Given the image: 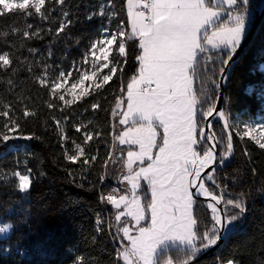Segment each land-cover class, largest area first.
Masks as SVG:
<instances>
[{
    "label": "trees",
    "instance_id": "trees-1",
    "mask_svg": "<svg viewBox=\"0 0 264 264\" xmlns=\"http://www.w3.org/2000/svg\"><path fill=\"white\" fill-rule=\"evenodd\" d=\"M102 2L116 14L114 19L99 14ZM261 2L252 0L256 9L254 18ZM29 11L34 13L32 9ZM44 11L47 19L19 12L0 15V52L8 51L13 59L8 69H0V111L5 105L10 106V115L20 125L17 135L35 137L14 139L8 146L0 147V223L12 225L7 236L0 235V264H76L77 257L82 258L80 264H117L121 241L114 223L115 212L106 200H100V193L109 186L119 192L110 172L112 156L109 157L116 121L114 107L122 97L121 90L125 91L137 75L136 57L141 50L137 39L128 40L125 63L114 45L110 60L118 70L111 74L113 79L103 88H91L89 95L75 104L65 105L56 93L52 94L51 84L61 71L80 69L109 20L114 27L123 22L125 30H130L126 0H111V3L64 0L63 4L46 0ZM64 12L68 13L67 17ZM68 21H71L68 27L57 34L60 24ZM28 25H32L31 29ZM25 30H39L40 35L24 38ZM207 55L218 53L210 50ZM218 69V62H205L204 54L201 55L192 87L199 98L206 100L201 106L203 110L216 102L218 88L212 80H219ZM42 76L47 77L46 85L39 82ZM263 95L264 12L255 34L233 65L225 87L222 110L232 125L229 131L233 136V153L223 166L216 167L215 173L225 198L240 197L246 213L239 221V229L227 237L221 248L194 264H225L228 260L234 264H264V149L249 138L241 140L236 135L243 122L261 114ZM93 104L98 107L93 109ZM25 111L32 115L25 117ZM204 124L205 120L201 119L199 126ZM77 127L81 128L80 132L76 131ZM85 130L93 137L87 143ZM212 132L223 138V145L217 147L220 155L227 150V132L218 117L212 123ZM76 145L84 149V154L73 163L65 157ZM197 149L202 155L201 148L197 146ZM92 156L96 157L95 161L91 160ZM85 159L89 164L83 163ZM29 169L30 189L21 192L14 173L28 174ZM102 174L104 184L100 182ZM205 186L220 194L207 181ZM143 203L147 204V200ZM194 210L198 218L210 221L206 204L197 198ZM203 230L201 227V233ZM167 256L176 259L177 264L185 258L172 248L161 256L160 264Z\"/></svg>",
    "mask_w": 264,
    "mask_h": 264
},
{
    "label": "snow or ice",
    "instance_id": "snow-or-ice-1",
    "mask_svg": "<svg viewBox=\"0 0 264 264\" xmlns=\"http://www.w3.org/2000/svg\"><path fill=\"white\" fill-rule=\"evenodd\" d=\"M56 2L63 4L64 0ZM45 3L46 0H0V15L19 12L47 19ZM126 6L130 31L125 30L123 22L116 31L110 32L105 28L102 33L104 38L98 41L99 55L96 52L97 43L91 45L93 61L102 59L105 63L99 64L91 75L78 68L66 74L61 71L60 78L51 84V92L55 94L64 89L76 72L79 78L66 89L72 99L59 96L65 105L75 104L89 95L84 88L85 81L93 80L101 69L109 68L113 46L126 63V42L138 40L141 50L136 57L139 62L138 75L127 85L126 100L118 99L116 102L117 105H127L119 120L121 125L127 127L116 139L129 147L139 145L140 151L127 152L125 167L128 174L122 177V182L127 181L130 185L129 193L118 198L109 194L101 199L116 209V223H124L122 228L117 229V237L123 234L119 237L122 250H117V264L120 261L123 264H160L161 256L172 248L185 257L179 264H191L202 249L217 245L220 239L235 233L241 217L246 213L243 200L240 197L226 199L224 188L215 178L216 165L223 166L233 153V136L229 131L232 125L228 123L225 110L215 111V102L207 110L202 109L206 100L193 91V76L204 54L205 62H218L220 78H226L225 69L239 50L256 9L252 6V0H127ZM259 11L264 12V5L260 6ZM104 14L102 6L100 15ZM63 15L67 17L68 13L64 12ZM115 15L113 13L110 19H114ZM88 18L91 19V16ZM70 23L62 22L56 30L57 34L62 33ZM31 27L27 26L28 29ZM13 32L18 30L13 29ZM39 35V30L23 32L24 38ZM210 50H215L218 55H207ZM84 62L87 63V56ZM12 63L8 51L0 52V69H8ZM117 70L115 66L110 69L113 75ZM113 75H103L102 83L97 87L103 88L113 79ZM39 82L46 85L47 77H40ZM212 83L219 88L218 80H212ZM78 87L79 96L75 94ZM121 91L123 95L124 90ZM48 106L53 107L51 104ZM97 107V104L92 105L93 109ZM11 111L8 105L0 111V147L8 146L14 139L35 138L33 135H17L20 125L10 115ZM214 114L224 121L223 129L227 132V150L219 156L217 147L223 145V138H217L211 132V123L208 124L209 131L199 126L201 119L207 121ZM30 115L32 113L24 112L25 117ZM158 129H162V133ZM76 131L80 132L81 128L77 127ZM236 135L241 140L247 137L264 149V123L255 126L245 124L243 129H236ZM158 136H162V142ZM92 138V134H85V143ZM197 146L201 148L202 155L196 151ZM154 148L158 151L154 152ZM76 149L75 155H66L68 161L75 163L84 154L80 145H76ZM111 155L109 153V157ZM91 160L95 161L96 157L92 156ZM89 162L88 159L83 161L85 165ZM206 169L208 171L205 173ZM202 173L205 175L202 176ZM14 176L18 177L21 192L30 189V169L28 174L17 171ZM205 181L211 182L215 189L220 190V194L206 187ZM142 182L148 186L143 200H148V193L151 194L147 204L142 203L141 196L137 194L138 190H142ZM201 196L207 200L210 221L195 215V198ZM127 218L134 222L132 227L125 223ZM142 222L147 226H143ZM201 227L204 229L202 233ZM10 228L11 224L0 223V233ZM124 240L128 241L127 245L123 243ZM81 259L77 257L76 264H80ZM163 264H177V260L167 256ZM225 264H234V261L228 260Z\"/></svg>",
    "mask_w": 264,
    "mask_h": 264
},
{
    "label": "rangeland",
    "instance_id": "rangeland-1",
    "mask_svg": "<svg viewBox=\"0 0 264 264\" xmlns=\"http://www.w3.org/2000/svg\"><path fill=\"white\" fill-rule=\"evenodd\" d=\"M260 5H261V3H260ZM102 6H103V8H104V13H105L104 15L110 18V17H111V14H112V11H111L110 6H109L108 4H106V3H104V2H102V4H101V8H102ZM101 8H100L99 14H100V12H101ZM105 28H107L110 32H111V31H116V30H117V27H114V26L111 24V20L108 21L107 26H106ZM105 28H104V29H105ZM104 29L102 30V33H103ZM129 31H130V30H129ZM103 38H104L103 35H101V37H100L98 40H96V41L94 42V43H97V49H96L97 55H99V47H100L98 41H100V40L103 39ZM91 52H92V48H90L89 53L85 55V57L87 56V63L85 64V62H84V61H85V57H84L83 64H82L81 67H80V71H87V72L89 73V75H91L92 72H94V71L97 70V66H98L99 64H101V63H105V61H103L102 59H101L100 61H95V62H94L93 59H92V56H91ZM117 53H118V52H117ZM108 63H109V68H107V69H101L100 72L98 73V75H97L96 77H94L93 80H91V81L86 80V81H85V83H84V88H86V89L88 90V92H89V90H90L91 88L97 87L98 84H101V83H102L103 75H111V74H112L111 71H110V69H111V67H113V63L111 62L110 58H109ZM77 68H78V67H77ZM65 74H66V73H65ZM137 75H138V72H137ZM137 75H136V76H137ZM134 77H135V76H134ZM59 78H60V76H59L55 81H57ZM78 78H79L78 76L73 75V78L69 79V81H68L67 85L65 86V88H64V89H60V90H58L57 93H56V95H58V96H60V95H64V96H65V99H72V96L66 91V89H67L68 87H70L71 84L74 83L75 80L78 79ZM132 79H133V78H132ZM132 79H131L129 82H131ZM89 85H90V87H89ZM127 85H128V84H127ZM127 85H126V88H125L124 94L122 95V97H121L120 99H124V100H126V90H127ZM75 94H76L77 96H79V94H80V88H79V87L75 90ZM263 97H264V95H263ZM80 100H81V99H80ZM80 100H77V101H80ZM126 107H127L126 103H123V104H121V105H117V103H116V105H115V107H114V112H115V116H116V121H115V123H114V125H113V129H114V136H113V139H115L116 137L120 136V134L126 130V127H127V126H125V125H121V124L119 123V120H120V118L122 117V111H123V110H126ZM115 116H114V117H115ZM222 123L224 124V121H222ZM257 123H264V103L262 104V112H261V114H259L258 116H256L253 120H248V121L243 122L242 125L240 126V128L243 129V127H244L245 124H250V125H252V126H255V124H257ZM129 126H131V125H129ZM161 131H162V129H158V132H161ZM87 133H88V131H86V130L83 132L84 135L87 134ZM159 137H160V136H158V138H159ZM113 139H112V140H113ZM254 144H255V143H254ZM255 145H256V144H255ZM257 146H258V145H257ZM113 150H114V149H113ZM113 150H112V154H113ZM197 150H198V149H197ZM76 151H77L76 146H74V147L72 148V151H68L67 155H75V154H76ZM198 152H199V151H198ZM199 154H200V153H199ZM111 156L113 157V155H111ZM111 160H112V159H111ZM110 167H111V166H110ZM129 189H130V185H129ZM127 193H129V190H127ZM137 194H138V191H137ZM120 195H124V193L117 192V198H118ZM138 195H139V194H138ZM195 199H196V198H195ZM114 212H115V214H116V210H114ZM114 217H115V216H114ZM114 223H115L117 229H118V228H122V227L124 226V223L117 224L116 221H115V219H114ZM125 223H127L129 227H132L133 224H134V222L131 221V218H127V219L125 220ZM142 225L145 226V224H144L143 222H142ZM9 232H10V229H9L8 231L4 232V233H0V235H1L2 237H5V236L8 235ZM122 235H123V234L120 233V234H119V237H122ZM123 243H124L125 245H127V244H128V241H127V240H124ZM119 250H122V248H121L120 246H119ZM121 262L123 263V261H121Z\"/></svg>",
    "mask_w": 264,
    "mask_h": 264
},
{
    "label": "water",
    "instance_id": "water-1",
    "mask_svg": "<svg viewBox=\"0 0 264 264\" xmlns=\"http://www.w3.org/2000/svg\"><path fill=\"white\" fill-rule=\"evenodd\" d=\"M261 5H264V0H262ZM262 13L263 12L259 11V9H258L257 14H256V16L254 18V21L252 22L250 28L248 29L247 34H246V36H245V38H244L239 50L237 51V53L233 57V61L231 62L230 66L226 67V69H225V77L226 78L225 79H221L219 77L218 81H219L220 86L218 88V94H217V98H216V102H215V104H216L215 111L216 112L222 110L223 101H224V94H225V87H226V84H227L231 69H232L233 65L235 64V62L240 57V55H241L242 51L244 50V48L247 46V44L250 42L251 38L255 34L257 26H258V21H259L261 15H262ZM216 117L217 116L214 114L212 117H209L207 121H205L204 128H205L206 131H209L208 124L209 123L212 124ZM211 132H212V129H211ZM217 155H218V148H217ZM217 166H219V164H217L216 167ZM207 171H208V169L205 170V173ZM205 173H202V176L205 175ZM207 184H211V182L207 181ZM193 191H194V189H193ZM196 198L199 199L200 201H202L204 204H206L207 200H206L205 197L201 196V197H196ZM209 215H210V213H209ZM228 236H225L224 238L220 239L218 241L217 245L211 246V247H209L207 249H202L200 252H198L196 254L194 260L191 262V264H194V263L200 261L201 259L212 255L217 249H219V248H221L223 246V244H224V242H225V240L227 239Z\"/></svg>",
    "mask_w": 264,
    "mask_h": 264
},
{
    "label": "crops",
    "instance_id": "crops-1",
    "mask_svg": "<svg viewBox=\"0 0 264 264\" xmlns=\"http://www.w3.org/2000/svg\"><path fill=\"white\" fill-rule=\"evenodd\" d=\"M126 5H127V0H126ZM127 9V6H126ZM162 133V131L160 132ZM159 140H161L162 142V136H160L158 138ZM113 157L111 160V167H110V172L112 173L113 176V182L115 184V186L117 187L118 191L120 193H124V195L127 193V190H129V184L127 181H123L122 182V177L127 173V169L125 167V162L127 161V152L129 150H132L134 152H139L140 148L139 145H131V147H129V145L127 144H120L118 139H113ZM153 151H158V149H153ZM196 151L197 147H196ZM199 153V152H198ZM137 164L139 163V161L136 162ZM136 165H134L135 167ZM144 166L146 167L147 164L145 163ZM147 184H144L142 182V190H138V194L141 196V198L144 196V193L147 191ZM151 200V194L150 192L148 193V200L147 203H149ZM142 203H143V199H142ZM108 206L112 209V210H116L111 204H109L107 202ZM150 220V217H149ZM145 226H147L145 224Z\"/></svg>",
    "mask_w": 264,
    "mask_h": 264
},
{
    "label": "built area",
    "instance_id": "built-area-1",
    "mask_svg": "<svg viewBox=\"0 0 264 264\" xmlns=\"http://www.w3.org/2000/svg\"><path fill=\"white\" fill-rule=\"evenodd\" d=\"M112 146H113V145H112ZM112 150H113V147L111 148V152H112ZM101 176L104 177V174L100 175V177H101ZM100 180H101V179H100ZM100 182H101V184H102V183L104 184V183H105V179L101 180ZM109 194L114 195V196L117 197V191H116V189H115L114 187H112V186H111V187L109 186V188H108L107 191H105V192H103V193H100V200L103 201V200L101 199V197H102V196H105V197H106V196L109 195ZM105 212H106V211H105ZM97 223H99V222L97 221Z\"/></svg>",
    "mask_w": 264,
    "mask_h": 264
},
{
    "label": "bare ground",
    "instance_id": "bare-ground-1",
    "mask_svg": "<svg viewBox=\"0 0 264 264\" xmlns=\"http://www.w3.org/2000/svg\"><path fill=\"white\" fill-rule=\"evenodd\" d=\"M108 190V189H107ZM206 203H207V201H206Z\"/></svg>",
    "mask_w": 264,
    "mask_h": 264
}]
</instances>
